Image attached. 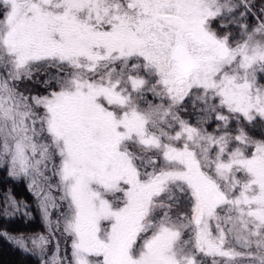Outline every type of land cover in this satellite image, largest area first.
I'll return each mask as SVG.
<instances>
[{
    "label": "snow or ice",
    "instance_id": "6c2138e0",
    "mask_svg": "<svg viewBox=\"0 0 264 264\" xmlns=\"http://www.w3.org/2000/svg\"><path fill=\"white\" fill-rule=\"evenodd\" d=\"M0 166L40 264H264V0H0Z\"/></svg>",
    "mask_w": 264,
    "mask_h": 264
},
{
    "label": "trees",
    "instance_id": "16d2710c",
    "mask_svg": "<svg viewBox=\"0 0 264 264\" xmlns=\"http://www.w3.org/2000/svg\"><path fill=\"white\" fill-rule=\"evenodd\" d=\"M259 5L260 0H256ZM220 21L213 22V27L216 28L221 34L225 32H231L235 38H239V28L235 25H229L228 28H219ZM247 23L253 25L256 23L252 16L248 17ZM40 79H43L41 76ZM21 87L30 88L33 93L44 94V88L39 84H31L30 82L21 85ZM151 99V97H149ZM182 115H184L182 113ZM185 119H189L192 123H195V115H184ZM208 130L211 131L215 127V123L207 126ZM233 127L235 125L233 124ZM248 131L251 135L256 138H260L261 128L256 126L254 128H249ZM27 180L21 178L16 179L9 177L7 166H0V192H4L8 189L12 190L15 198L19 200L26 201L31 208L29 209L32 213L34 219L25 222L23 216L17 214L13 218L0 220V232H6L8 236L13 238H18L21 234H31V233H44L45 227L43 221L40 217L39 212L36 210V201L34 196H32L27 188ZM0 208H3L2 198H0ZM23 211V210H22ZM0 264H40V258L38 255L25 252L20 248L14 239H8L5 236H0Z\"/></svg>",
    "mask_w": 264,
    "mask_h": 264
},
{
    "label": "rangeland",
    "instance_id": "374dc122",
    "mask_svg": "<svg viewBox=\"0 0 264 264\" xmlns=\"http://www.w3.org/2000/svg\"><path fill=\"white\" fill-rule=\"evenodd\" d=\"M68 243L70 244V239H69ZM61 247H62V249H63V248L65 247V245L62 243V244H61ZM69 251H70V249H69Z\"/></svg>",
    "mask_w": 264,
    "mask_h": 264
}]
</instances>
